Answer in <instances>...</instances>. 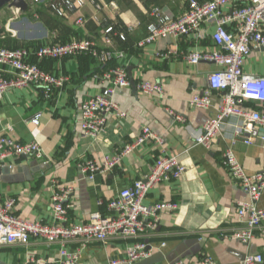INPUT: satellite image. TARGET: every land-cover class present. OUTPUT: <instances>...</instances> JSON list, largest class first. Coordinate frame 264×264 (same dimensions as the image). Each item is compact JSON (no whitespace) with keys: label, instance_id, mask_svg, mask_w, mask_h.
Wrapping results in <instances>:
<instances>
[{"label":"crops","instance_id":"0c3cea01","mask_svg":"<svg viewBox=\"0 0 264 264\" xmlns=\"http://www.w3.org/2000/svg\"><path fill=\"white\" fill-rule=\"evenodd\" d=\"M47 1L33 4L26 0L25 11L4 6L0 13L8 11L10 15L0 29L1 43L18 48L93 38L104 46L103 29L111 25L114 29L111 48L123 56L109 63L87 54L39 59V65L46 71L68 77L63 86L55 88L48 98L42 87L34 85L5 92L0 101V135L21 142L38 141L44 159L12 156L0 163V199H12V212L20 218L51 223L52 194L60 186L71 184L68 221L84 223L93 212L105 214L106 203L120 189L150 171L160 154V145L148 140L124 155L114 170L96 173L92 179L84 175L80 166L86 159L98 160L121 149L148 126L163 139L162 148L168 154L177 155L185 166L181 177L160 182L144 198L146 204L172 202L177 205L175 209H162L157 226L142 235L151 254H162L151 264H203L205 257H211L214 264H242L248 253L262 254L264 264V219L249 243L221 235H229L244 225L236 210L247 196L221 164L222 153L231 144L234 126L241 119L225 118L221 132L209 148L194 142L206 118L217 114L223 92L211 90L207 107L191 106L190 97L207 90V75L217 70L218 65L211 61L191 64L183 55L195 49L209 51L219 47L210 36L196 39L193 35L159 38L143 47L135 45L148 33L153 8L159 7L179 18L186 12L189 0H95L97 9L90 0H85L77 14L65 16L54 14ZM79 15L82 22L78 24ZM118 34H124L126 39L121 40ZM170 49L176 54L160 55ZM116 64L124 65L129 80L133 81L115 94L126 116H108L102 131L92 139L80 127V105L103 88V73ZM243 70L264 75V49L252 50ZM142 80L161 82L164 97L140 93L137 84ZM244 106L264 112V102L245 101ZM167 109L180 115L182 121L171 118ZM37 114L38 122H33ZM7 125L11 128L7 129ZM258 130L264 135V127ZM232 147L247 173L264 171V141L259 137L251 143L237 137ZM31 164L34 166L28 168ZM99 199L103 204L98 203ZM257 204L264 207V189ZM132 243V239L113 236L105 242L73 241L68 248L80 252L75 264H110L124 257ZM38 257L56 262L59 245L48 244L40 238H31L26 244L0 245V260L6 264H32L30 259Z\"/></svg>","mask_w":264,"mask_h":264},{"label":"built area","instance_id":"2783aa9c","mask_svg":"<svg viewBox=\"0 0 264 264\" xmlns=\"http://www.w3.org/2000/svg\"><path fill=\"white\" fill-rule=\"evenodd\" d=\"M40 4L43 0H30ZM89 3L98 8L95 0ZM48 8L57 16L77 14L85 5V0H48ZM146 36L135 45L143 47L159 38L194 36L202 39L210 36L212 42L219 47L215 50H191L183 58L191 64L211 61L218 69L207 75L208 88L202 94L195 93L189 99L193 107H207L210 104V91L223 92L222 103L213 117L203 122L194 142L209 148L214 138L221 132L223 121L227 117H238L241 123L236 124L228 145L221 157V164L229 176L247 196V200L237 205V216L244 225L231 234H221L249 243L261 229L264 219V207L257 204L264 189V171L247 173L236 158L232 145L237 137H243L245 143H251L256 137L264 141L259 127H264V112L244 106L245 101L264 102V75L245 73L243 64L252 50L264 49V0H189L186 12L179 18L165 13L155 7L150 12ZM80 15L76 23H81ZM113 26L103 29L104 46L93 38H74L66 42H47L38 46L18 48L0 47V101L5 92L12 88L40 86L46 98L55 88L61 87L68 80L65 75H57L43 69L39 59H61L78 54H87L102 63H109L122 55L113 50ZM125 40L124 34H118ZM175 50H167L160 55L169 57ZM103 88L96 94L86 98L80 105V127L83 133L92 139L102 131L108 116L124 118L126 112L115 100V94L129 86L127 68L116 64L108 68L102 75ZM140 93L163 98L164 86L161 82L142 80L137 84ZM171 118L182 121V117L171 109H167ZM37 114L33 122H38ZM7 125V129H10ZM148 140L160 145V154L155 158L150 171L143 177L134 180L130 185L119 190L117 195L106 203L107 213L93 212L89 221L72 223L68 221V210L72 204L68 201L73 186L63 185L52 194V222L39 219L27 220L13 214L12 199H0V245L13 243L26 244L31 238H40L48 244L59 245V258L56 262L38 257L31 258L32 264H75L80 252L69 250L68 244L79 241L86 244L92 241L105 242L113 236L132 239L133 243L126 249L124 257L115 259L110 264H133L151 254L147 243L142 239L146 230H153L159 221L160 211L164 208L175 209L172 202L146 204L147 193L162 181L177 179L185 172V166L177 155L168 154L163 147V139L148 126L141 129L133 140L123 144L121 149L101 156L100 159H86L81 164V171L92 179L96 173L112 171L124 155L136 146ZM12 156H27L44 159V153L38 141L21 142L8 135H0V163ZM103 204V200H98ZM203 264H214L211 257H205ZM260 253H248L242 264H262ZM173 264H181L176 262Z\"/></svg>","mask_w":264,"mask_h":264},{"label":"water","instance_id":"95a60500","mask_svg":"<svg viewBox=\"0 0 264 264\" xmlns=\"http://www.w3.org/2000/svg\"><path fill=\"white\" fill-rule=\"evenodd\" d=\"M4 6L16 7L18 9H20L21 11H25L28 7V4H27L26 0H0V9ZM130 83L133 84V81L130 80ZM25 157L27 158V156H25ZM31 166H32V164L27 166V167L31 168ZM0 170H2V168H0ZM147 248L149 249V246H147ZM161 257H162V254L160 252H157V253L151 254L148 257L143 258V259H141L138 262H135L133 264H151V263L157 261L158 259H160ZM0 264H6V263H4L0 260Z\"/></svg>","mask_w":264,"mask_h":264},{"label":"rangeland","instance_id":"374dc122","mask_svg":"<svg viewBox=\"0 0 264 264\" xmlns=\"http://www.w3.org/2000/svg\"><path fill=\"white\" fill-rule=\"evenodd\" d=\"M3 8V7H2ZM1 8V9H2ZM0 9V10H1ZM10 14H9V12L8 11H5V13H0V29H1V27H2V25H3V23L5 22V20H7V17L9 16ZM0 46H4V47H12V46H9L7 43H5V42H3V44L1 43V41H0Z\"/></svg>","mask_w":264,"mask_h":264}]
</instances>
